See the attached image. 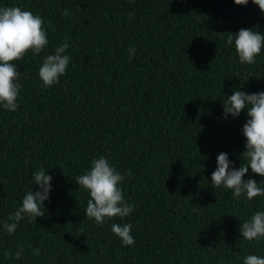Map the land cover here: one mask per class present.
Segmentation results:
<instances>
[{
    "label": "trees",
    "instance_id": "obj_1",
    "mask_svg": "<svg viewBox=\"0 0 264 264\" xmlns=\"http://www.w3.org/2000/svg\"><path fill=\"white\" fill-rule=\"evenodd\" d=\"M47 21L49 44L27 52L18 108L0 109V220L31 188V172L53 176L45 216L0 230V264H243L264 255V239L241 238L240 223L264 209L211 185L216 156L239 167L245 151L238 118H222L233 86L264 90V49L240 64L228 32H264V13L233 0H0ZM68 9V15H62ZM71 57L58 83L41 86L43 56L64 37ZM134 46L129 58L127 49ZM247 80V81H246ZM246 111V110H245ZM125 174V199L136 205L102 226L86 219L87 193L75 182L94 156ZM251 174L257 182L259 174ZM33 190L37 186L33 185ZM131 223L122 245L111 223ZM23 247L20 259L14 253ZM39 247L35 256L32 248Z\"/></svg>",
    "mask_w": 264,
    "mask_h": 264
},
{
    "label": "clouds",
    "instance_id": "obj_2",
    "mask_svg": "<svg viewBox=\"0 0 264 264\" xmlns=\"http://www.w3.org/2000/svg\"><path fill=\"white\" fill-rule=\"evenodd\" d=\"M249 2L257 5L264 13V0H233L238 6H247ZM68 14V9H64L62 15ZM254 29L255 27H241L235 33L228 32L226 36L225 46L234 47L240 64L255 63L264 49V32ZM68 40L69 37L65 36L51 52L43 56L37 72L42 87L58 83L60 77L66 74L71 60L67 52L70 47ZM48 44L47 21L41 15L18 5L0 4V109L13 112L18 108L22 73L18 70L19 63L16 61L29 51L33 56H38ZM127 52L131 58L136 49L129 46ZM241 88L242 85L233 86L231 94H226L221 102L223 119H228L229 116L238 118L242 112L246 116L241 128L245 138V151L241 154L243 162L237 167L227 152H219L210 182L214 187L231 190L232 196L237 199L244 196L247 200H253L264 196V179L257 182L251 174L247 179L244 177L251 172L264 178V90L249 92ZM52 180L53 176L48 168H35L31 172V188L24 192L20 204L8 213L7 219L0 220V230L11 235L25 218L36 221L37 217L45 216L44 202H50ZM124 180L125 174L110 163L105 155L91 158L89 167L75 178L78 187L88 196L84 208L86 219L102 226L114 217L123 220L133 212L136 205L125 199L122 189ZM33 185L37 186L36 190H33ZM110 229L122 245L134 244L131 223L113 221ZM239 232L241 238L247 241L264 239V209L252 212L240 223ZM40 251L39 247L32 248L35 256H39ZM23 252V247H19L14 253L5 251L3 255L20 259ZM243 264H264V255L249 253L243 257Z\"/></svg>",
    "mask_w": 264,
    "mask_h": 264
}]
</instances>
